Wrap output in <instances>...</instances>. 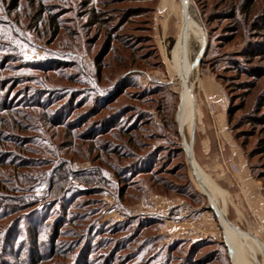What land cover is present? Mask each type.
Here are the masks:
<instances>
[{
    "label": "rangeland",
    "instance_id": "374dc122",
    "mask_svg": "<svg viewBox=\"0 0 264 264\" xmlns=\"http://www.w3.org/2000/svg\"><path fill=\"white\" fill-rule=\"evenodd\" d=\"M209 72L241 152L197 159L261 250L264 0H0V264H232L177 129Z\"/></svg>",
    "mask_w": 264,
    "mask_h": 264
},
{
    "label": "crops",
    "instance_id": "0c3cea01",
    "mask_svg": "<svg viewBox=\"0 0 264 264\" xmlns=\"http://www.w3.org/2000/svg\"><path fill=\"white\" fill-rule=\"evenodd\" d=\"M184 11L187 14L183 12V14L195 25V21L189 16V14L186 11V6H184ZM198 28V27H197ZM201 41L204 43L203 35L201 33ZM200 41V43H201ZM192 62H190L187 66H189L187 69L190 70V65ZM198 65V62H197ZM195 69V68H194ZM193 69V70H194ZM192 70V71H193ZM203 70V69H201ZM188 72V71H187ZM219 83L215 80L212 73H203L201 77V89L199 91V115L196 123V127L198 128L197 133V140L195 143V146L193 147V143L189 136L185 134V131L187 130L189 133V129L191 128V122H187V124L184 125L182 121H178V130L180 126V138L181 143L184 148V151H187L188 154H190L189 165H191L190 170L194 175V180L199 188V190L206 195V197L209 200V203L211 207L213 208L220 228L222 230V235L225 241L226 246L228 247L229 251V257L232 264H244L242 261L247 259L248 262H252L254 264V261L258 262L264 260V249L259 250V248H256L253 246V244H256L257 242L255 239H253L256 243L250 242V239L253 237L258 238L254 233L245 230L238 225L233 224L228 217V214H225V206L224 208H219L217 203L222 206V200L221 198L225 199V204L228 209V198L226 199V193L228 195L229 190H226L227 188H222L219 186L216 182H214L209 175L203 170V168L200 166L198 159L200 156H211V155H218L219 152L223 153L227 150L235 149L236 155L238 156V153L241 152V147L237 142L234 140L233 136L227 128V117H226V108L223 106V103L225 102V95L220 89L221 85H218ZM186 90L188 89L189 97L191 99V108L193 109V112L195 113V98L193 97L192 87L187 82L186 85H184ZM212 106V108H211ZM193 113V114H194ZM196 114V113H195ZM240 165V167L237 165L238 171L234 172L229 167H225L230 172H234V174H237V181H239V184L241 185V194L239 193L240 203L242 202V198H246V200H250L251 208L254 212V214L257 216V218L264 222V189L261 185L260 181L253 176V174L250 172L248 167H243V163H241V160L238 159L237 161ZM236 163V162H231ZM196 169V170H195ZM223 169V167H222ZM226 169V170H227ZM224 173V169L222 171ZM201 179H200V178ZM229 178V176L227 175ZM231 182V180H230ZM208 186V191H204L202 187ZM226 187V186H225ZM209 193V194H208ZM221 196V197H220ZM216 199V200H215ZM221 200V201H220ZM244 201V200H243ZM217 202V203H216ZM232 223V224H230ZM236 226L235 229H232L231 226ZM238 228V229H237ZM249 234V235H248ZM259 239V238H258ZM240 241L242 242L240 244ZM239 242V243H238ZM258 245V243L256 244ZM264 247V244H263ZM256 248V249H255ZM261 252V253H260ZM242 256V258H241ZM260 257V259H259ZM245 258V259H244ZM246 261V260H245ZM247 262V261H246ZM263 264V263H261Z\"/></svg>",
    "mask_w": 264,
    "mask_h": 264
},
{
    "label": "trees",
    "instance_id": "16d2710c",
    "mask_svg": "<svg viewBox=\"0 0 264 264\" xmlns=\"http://www.w3.org/2000/svg\"><path fill=\"white\" fill-rule=\"evenodd\" d=\"M247 6V5H246ZM188 10V8L186 7V11ZM187 13L189 14V16H191V18L196 22V23H198L197 22V20L194 18V16H192V14L189 12V10L187 11ZM194 29H195V31H196V33H197V36H198V38L200 39V41H201V35L199 34V32H198V30H197V27L196 26H194ZM202 63V61H200V64ZM228 117H230V112H228L227 111V121L229 120L228 119ZM178 129V128H177ZM178 132H179V130H178ZM180 135V134H179ZM181 139V138H180ZM182 144V143H181ZM183 147V146H182Z\"/></svg>",
    "mask_w": 264,
    "mask_h": 264
},
{
    "label": "bare ground",
    "instance_id": "6f19581e",
    "mask_svg": "<svg viewBox=\"0 0 264 264\" xmlns=\"http://www.w3.org/2000/svg\"><path fill=\"white\" fill-rule=\"evenodd\" d=\"M184 13H185V11H184ZM185 15L187 16L186 13H185ZM202 47H203V46H202ZM188 67H189V66L185 67V68H184V71L187 70ZM184 85H186V83H184ZM185 91H186V90H185ZM180 130H181V129H180V126H179V131H180ZM185 155H186V157H187V161H188V159H189V157H190L191 155L188 154L187 151H185ZM208 194H209V193H208Z\"/></svg>",
    "mask_w": 264,
    "mask_h": 264
},
{
    "label": "built area",
    "instance_id": "2783aa9c",
    "mask_svg": "<svg viewBox=\"0 0 264 264\" xmlns=\"http://www.w3.org/2000/svg\"><path fill=\"white\" fill-rule=\"evenodd\" d=\"M230 168H231L234 172H237V171H238V168H237V166H236L234 163H230Z\"/></svg>",
    "mask_w": 264,
    "mask_h": 264
},
{
    "label": "water",
    "instance_id": "95a60500",
    "mask_svg": "<svg viewBox=\"0 0 264 264\" xmlns=\"http://www.w3.org/2000/svg\"><path fill=\"white\" fill-rule=\"evenodd\" d=\"M205 49H206V45H204V47H203V50H202V53H201V54H203V53H204ZM199 62H200V58H199V60H198V63H199ZM233 227H234V225H233Z\"/></svg>",
    "mask_w": 264,
    "mask_h": 264
}]
</instances>
